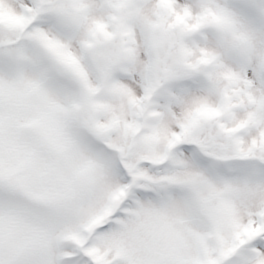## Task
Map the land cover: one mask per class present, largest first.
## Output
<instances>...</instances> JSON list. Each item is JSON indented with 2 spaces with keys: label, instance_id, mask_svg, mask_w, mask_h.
Wrapping results in <instances>:
<instances>
[{
  "label": "snow or ice",
  "instance_id": "obj_1",
  "mask_svg": "<svg viewBox=\"0 0 264 264\" xmlns=\"http://www.w3.org/2000/svg\"><path fill=\"white\" fill-rule=\"evenodd\" d=\"M0 264H264V0H0Z\"/></svg>",
  "mask_w": 264,
  "mask_h": 264
}]
</instances>
